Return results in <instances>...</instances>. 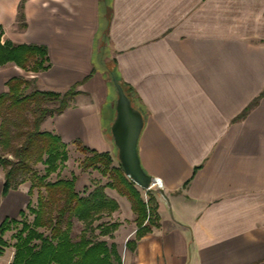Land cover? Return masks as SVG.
<instances>
[{
  "label": "crops",
  "instance_id": "obj_1",
  "mask_svg": "<svg viewBox=\"0 0 264 264\" xmlns=\"http://www.w3.org/2000/svg\"><path fill=\"white\" fill-rule=\"evenodd\" d=\"M0 27L45 47L47 70L30 73L43 91L79 92L42 124L65 144L116 161L109 63L129 90L140 168L161 185L157 226L121 264H264V0H0ZM21 73L0 67V94ZM3 182L0 168V225L30 202L26 183L2 196Z\"/></svg>",
  "mask_w": 264,
  "mask_h": 264
},
{
  "label": "trees",
  "instance_id": "obj_2",
  "mask_svg": "<svg viewBox=\"0 0 264 264\" xmlns=\"http://www.w3.org/2000/svg\"><path fill=\"white\" fill-rule=\"evenodd\" d=\"M17 19L23 28L25 25L22 3L19 5ZM1 36L0 27V67L12 63L31 74L47 70L49 65L44 46L1 41ZM102 42L103 44L107 42L104 35ZM101 52V56H104V48ZM109 77L114 91L113 81L120 85L131 107L136 110V104L129 90L118 80L114 70L109 71ZM34 83V77L31 79L12 77L5 82L6 91L0 94V146L4 150L10 149L14 159L11 161L0 157V166L4 167L5 171L1 195L4 196L9 189L23 184V178H18L24 174H29L31 179L35 178L37 181L35 184L31 182L28 195L34 187L43 188L46 193L44 198L39 197L36 209H32L30 204H27L25 209L34 217L31 225L22 223L21 229L15 235L14 253L9 264H121L113 244L107 248L104 241L92 242L87 238H81L72 242L69 237L70 219L75 218L91 226L94 220L101 218L96 214L98 211L112 212L115 204L98 193L86 197L78 196L74 190L73 178L45 182L48 175L54 173L67 157L64 151L65 143L61 138L51 132L40 131V125L45 119L60 115L79 92L76 87H70L63 93L36 89L26 93ZM14 141L19 143L13 145ZM73 143L81 153L87 154L82 161V168L101 167L111 180L107 186L128 200L130 209L135 215L136 230L134 239L127 241L125 246L133 250L136 243L158 224L152 194H149L145 204L134 188L133 182L124 176L122 169L110 167L112 160L108 153L90 150L78 140ZM38 163L45 168L44 175L37 178L31 172V165ZM52 204L57 206L54 215L50 207ZM23 215L24 211L19 212V217ZM62 221L66 225L64 229H61ZM15 223L16 219H5L1 223V245H4L1 236L9 225ZM38 228L49 229V237L39 232ZM111 228H114V225H111ZM34 241L38 243H33Z\"/></svg>",
  "mask_w": 264,
  "mask_h": 264
},
{
  "label": "rangeland",
  "instance_id": "obj_3",
  "mask_svg": "<svg viewBox=\"0 0 264 264\" xmlns=\"http://www.w3.org/2000/svg\"><path fill=\"white\" fill-rule=\"evenodd\" d=\"M17 29H21V22L19 21V19H17ZM2 35H3V32H2ZM108 70L110 72L112 71L110 63L108 65ZM21 71H22L21 74L24 76H27V79L31 78L30 73L28 74L27 72H24L23 70ZM33 89L43 91L42 88L38 85L36 79H35V83L33 87H30L28 90H26V93L31 92ZM112 97L115 102L116 94H115L114 88L112 89ZM43 122L40 125V131H45V129L47 128L46 125L42 126ZM65 131L68 133L70 130L66 129ZM18 143H19L18 141H14L13 145H17ZM64 151L67 157L66 161L63 162L61 165H59L58 169L54 173H51L50 175H48V177L45 179V182H54L59 179L71 180L73 178L75 179L74 180V190L78 194V196L86 197L88 195L98 193V194H102L106 200L112 201L115 204V209L112 212L107 213L105 210L98 211L96 214L100 215L101 218L98 220H94L91 226L85 224V222L78 221L75 218L70 219V227H69L70 240L72 242H76V241H79L81 238H87L88 240L92 242L104 241L106 243L107 248H109L110 245L113 244L116 254L120 258V263H121V258L123 256V253L126 250H130V249H128L125 246L127 241L125 243L119 244V241H121L120 239H123L122 238L123 236H121L122 234H116V231L120 229L119 225L122 226L123 230L128 229L129 227H131V224H130L131 218H133V221H132L133 223L135 219L134 214H133V217H131V215H125V212L127 210L125 209L126 205H124L125 204L124 200L127 202L128 200L124 196L119 195L116 190L107 186V184L111 180L108 176V173L103 172L101 167L82 168V161L87 154L81 153L79 149L74 145L73 142L65 144ZM10 152H11L10 149L4 150L0 146V157L1 158H5V159L13 161L14 159ZM110 167L119 168L120 165H119L118 160L117 159L116 161L112 160ZM0 168L3 170V173H5L4 167L0 166ZM44 168H45L44 165L40 163L31 165V172H33L38 178L44 175ZM6 169L7 168H5V170ZM20 178L21 179L23 178L24 183H26L28 186H30L31 182L34 184L37 182L35 178L31 179L29 177V174L21 175L19 176L18 179ZM134 188L137 190L138 194L140 195L141 200L146 204L150 196L149 194H152L153 192L141 189L135 184H134ZM45 194L46 193L43 188L34 187L30 194V202H29L30 207L32 209H36L38 201H39V197L44 198ZM120 197L122 199H119ZM50 207H51L52 215H54L57 209L56 208L57 206L52 204L50 205ZM118 209L120 212V217L116 218L115 215L113 216V214L117 212ZM33 217L34 215L29 213V211L25 209L24 215L22 217H18L16 219L15 224L9 225L8 229L1 236V239L4 245L0 244V256L6 257V261L3 260L2 262H0V264L10 263L13 253H14V245L16 243L15 235L21 229L22 223H27L28 225H31ZM111 225H114V228H111ZM65 227H66L65 222L62 221L61 229H64ZM37 230L39 232H42L44 236L49 237L50 235L49 229L38 228ZM135 230H136V227H135ZM135 230H134V233H135ZM134 233H133V238L129 240L134 239ZM33 243H38V241H34ZM113 264H116V263H113Z\"/></svg>",
  "mask_w": 264,
  "mask_h": 264
},
{
  "label": "water",
  "instance_id": "obj_4",
  "mask_svg": "<svg viewBox=\"0 0 264 264\" xmlns=\"http://www.w3.org/2000/svg\"><path fill=\"white\" fill-rule=\"evenodd\" d=\"M114 82L116 101L115 118L110 132L117 149V160L124 175L141 189H146L154 178L140 168L136 153L137 138L142 126L139 112L131 107L120 85Z\"/></svg>",
  "mask_w": 264,
  "mask_h": 264
},
{
  "label": "built area",
  "instance_id": "obj_5",
  "mask_svg": "<svg viewBox=\"0 0 264 264\" xmlns=\"http://www.w3.org/2000/svg\"><path fill=\"white\" fill-rule=\"evenodd\" d=\"M160 185H161L160 180L157 178H154V180L150 183V185L144 190H147V191L154 193L160 188Z\"/></svg>",
  "mask_w": 264,
  "mask_h": 264
}]
</instances>
